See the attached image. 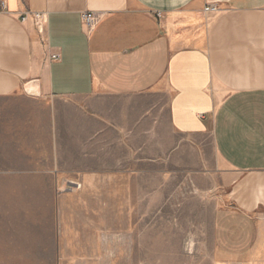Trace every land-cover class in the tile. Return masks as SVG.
I'll use <instances>...</instances> for the list:
<instances>
[{"label":"crops","instance_id":"crops-1","mask_svg":"<svg viewBox=\"0 0 264 264\" xmlns=\"http://www.w3.org/2000/svg\"><path fill=\"white\" fill-rule=\"evenodd\" d=\"M86 13L100 16L90 30ZM33 80L39 96L23 89ZM170 158L205 164L215 248L255 251L264 0H0V194H109L135 161Z\"/></svg>","mask_w":264,"mask_h":264},{"label":"rangeland","instance_id":"rangeland-1","mask_svg":"<svg viewBox=\"0 0 264 264\" xmlns=\"http://www.w3.org/2000/svg\"><path fill=\"white\" fill-rule=\"evenodd\" d=\"M204 165L135 161L109 194L77 182L64 195L0 194V264H264V233L239 258L215 248Z\"/></svg>","mask_w":264,"mask_h":264},{"label":"built area","instance_id":"built-area-1","mask_svg":"<svg viewBox=\"0 0 264 264\" xmlns=\"http://www.w3.org/2000/svg\"><path fill=\"white\" fill-rule=\"evenodd\" d=\"M215 11H217V8L213 4L212 5H207L204 8V12L205 13H207V12H215ZM36 18H38V16H36ZM99 19H100V16L99 15H95V14L86 13V14L82 15V23L89 30L92 29L98 23ZM50 60L51 61H55V62L58 61L59 60V55H57V54L51 55L50 56Z\"/></svg>","mask_w":264,"mask_h":264},{"label":"water","instance_id":"water-1","mask_svg":"<svg viewBox=\"0 0 264 264\" xmlns=\"http://www.w3.org/2000/svg\"><path fill=\"white\" fill-rule=\"evenodd\" d=\"M26 94L39 96V82L36 80L30 81L23 87Z\"/></svg>","mask_w":264,"mask_h":264}]
</instances>
